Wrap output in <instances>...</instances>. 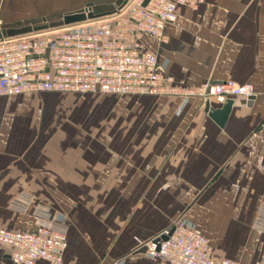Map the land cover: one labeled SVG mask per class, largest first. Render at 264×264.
Returning a JSON list of instances; mask_svg holds the SVG:
<instances>
[{
    "label": "crops",
    "instance_id": "obj_1",
    "mask_svg": "<svg viewBox=\"0 0 264 264\" xmlns=\"http://www.w3.org/2000/svg\"><path fill=\"white\" fill-rule=\"evenodd\" d=\"M82 1L0 0V22L123 2ZM57 6L72 10L47 13ZM165 33L166 41L142 40L177 84L250 82L255 99L212 100L207 109L181 94L0 95V227L30 230L42 221L36 210L49 208L68 225L63 264H158L143 243L180 220L202 230L216 258L264 264V232L253 226L264 201V0L179 5ZM98 96L122 102L117 119L98 120ZM88 108L94 120L82 126ZM22 192L33 196L26 213L10 207ZM11 251L0 246V264H20Z\"/></svg>",
    "mask_w": 264,
    "mask_h": 264
},
{
    "label": "built area",
    "instance_id": "obj_2",
    "mask_svg": "<svg viewBox=\"0 0 264 264\" xmlns=\"http://www.w3.org/2000/svg\"><path fill=\"white\" fill-rule=\"evenodd\" d=\"M205 0H128L109 15L63 27L0 39V95L25 91H72L135 93L143 95L181 94L199 96L204 105L224 102L232 96L255 93L250 82L208 80L200 85L177 84L172 75L159 70L155 52L142 40L150 35L167 40L166 25L177 17L179 5L196 8ZM33 196L19 193L10 202L18 212L30 210ZM42 221L30 230L0 227V246L12 248L11 258L20 264L45 259L63 264L68 247V225L54 219L49 208L36 210ZM147 240V256L158 264H239L230 257L216 258L209 238L196 227L177 220ZM264 232V201L253 223ZM159 244V247H158Z\"/></svg>",
    "mask_w": 264,
    "mask_h": 264
},
{
    "label": "water",
    "instance_id": "obj_3",
    "mask_svg": "<svg viewBox=\"0 0 264 264\" xmlns=\"http://www.w3.org/2000/svg\"><path fill=\"white\" fill-rule=\"evenodd\" d=\"M128 0H123V2L117 6L115 9L111 11H105V12H95L92 8L93 2H88L83 10L75 11V12H67V13H56L53 15L48 16H42L41 20L42 22L39 23H28L20 26H3L0 27V39L3 37H13L18 36L26 33L36 32V31H42L46 29L51 28H58L67 26L74 23H79L83 21H87L88 19H95L99 17H103L109 14L114 13L117 8H121L124 6ZM148 2V0H144L143 4L145 5ZM250 101H253L255 99V95H251L248 97ZM207 109L210 108V103L206 104ZM220 111H218L219 113ZM174 231V225H171L168 233H162L160 236L154 239L156 243L160 239H167L168 236ZM159 247V244H158Z\"/></svg>",
    "mask_w": 264,
    "mask_h": 264
},
{
    "label": "rangeland",
    "instance_id": "obj_4",
    "mask_svg": "<svg viewBox=\"0 0 264 264\" xmlns=\"http://www.w3.org/2000/svg\"><path fill=\"white\" fill-rule=\"evenodd\" d=\"M87 1H94L95 2V6H94L95 9H98L100 7H105V6H112V3L114 2V0H84L82 2L84 4ZM120 1H122V0H120ZM51 9L52 8L48 9L49 11H47V13L50 14V13H54V12H57V11H60V10H62L64 12L72 10L71 8H68V7L67 8H63V7L59 8L58 6L54 10H51ZM26 21H34L33 23L42 22L41 16H39V15H34V16H31V15L28 16L27 15L25 17H20L19 16V17H16V18L14 16H12V17L9 18V20L7 22H0V26L15 25V23H24ZM114 94H116V93H114ZM125 94H129V93H125ZM133 94H135V93H133ZM197 97H199V96H197ZM78 101L79 102H75L74 103V108H73L72 112L74 111V109H75L77 104L83 102V101H81V99H79ZM94 101H96V102H94L92 105H96L98 108H101V111H102L101 116L98 118V120H100V121L102 120L104 122H111V120L117 119L116 118L117 107H118V105L122 104V102H118L119 100H117V99L111 100L110 98H107L105 96L104 97H102V96L99 97L98 96V98L94 99ZM202 102H203V100H202ZM90 110L92 111L94 109L93 108L86 109L85 112H84V117H82V118L77 116L79 121H81V123H82L81 125L82 126L83 125L85 126L84 121H86V120H94V119L90 118V115H91V114H89V112H91ZM122 115H123V113L120 112L119 113L120 119H121ZM93 116H94V114H93ZM77 117L76 116H71V118L73 120H76ZM88 131H90V130H88ZM91 133H92V131H90V134ZM259 231H261V230H259Z\"/></svg>",
    "mask_w": 264,
    "mask_h": 264
}]
</instances>
